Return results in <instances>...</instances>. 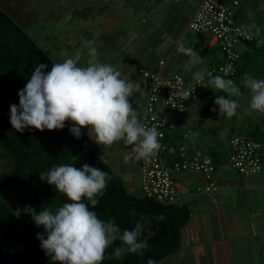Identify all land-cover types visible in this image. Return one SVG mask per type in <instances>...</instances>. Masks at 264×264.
<instances>
[{
    "label": "crops",
    "instance_id": "0c3cea01",
    "mask_svg": "<svg viewBox=\"0 0 264 264\" xmlns=\"http://www.w3.org/2000/svg\"><path fill=\"white\" fill-rule=\"evenodd\" d=\"M31 1L35 5L37 15L41 12L49 15L50 31L62 28L66 36L72 34L76 39L74 46H71L69 40L59 43L54 35L50 38L46 36L49 52H46V49L45 52L55 63L58 60L53 58L50 52L59 59L65 53L68 54L71 48L78 49L82 44L78 36L82 32L91 31L95 34L96 41L105 31L111 32L114 25L117 31L120 30L117 35L114 31L113 35L106 33L108 37H104L107 40L103 38L104 44L111 50L110 53L115 50V55L111 57L109 53V59V56L103 55L101 51L100 62L115 65L123 78L141 85L130 97L138 118L146 92L138 69L156 71L164 77L179 74L186 82L192 81L191 73L183 70L188 57L175 50L178 42L193 48L203 57V64L197 66L199 68L207 69L222 61L217 40L212 34L199 35L187 28V23L201 0H78V5L76 0H62L65 13L60 12V15L55 14L53 5H49L44 11L48 0L43 1L42 7H37L35 1L29 0ZM259 5H263V2H241L238 9L245 16L244 27L251 14L260 12ZM119 21L123 22L122 26L132 28L131 32L123 33L119 29L120 26H116ZM247 29L250 30L249 27ZM63 32L58 33L60 35ZM87 52L79 51V62L82 60L85 65L90 59ZM160 61L164 62L163 65H159ZM204 97L199 98L185 112L165 111L170 120L168 138L171 141L184 138L183 143L186 142L190 148L191 144L203 147V142L210 141L208 136L205 137L207 133L203 131L204 128L199 125L200 137H197L188 125V115L181 117V114H187L190 110L200 111L202 108H199L198 103ZM196 113L198 115V112ZM89 136H93L90 130ZM93 143L111 169L115 170V155H124L119 147H115L118 141L108 145V149L105 148L106 145H98L94 141ZM109 146L115 148L110 149ZM105 149L108 151L105 152ZM172 177L177 188L175 205L186 209L189 219L180 231L178 247L159 264H264V160L260 173L244 176L234 171L225 159L215 169L217 191L213 196L197 191L206 183L199 173L176 172L172 173ZM133 190L139 193L138 177Z\"/></svg>",
    "mask_w": 264,
    "mask_h": 264
},
{
    "label": "clouds",
    "instance_id": "9594fccd",
    "mask_svg": "<svg viewBox=\"0 0 264 264\" xmlns=\"http://www.w3.org/2000/svg\"><path fill=\"white\" fill-rule=\"evenodd\" d=\"M87 43L92 59L85 66L79 65L77 52L65 53V59L53 63L50 69L39 63L32 70L18 92V105H10L12 128L18 132L59 130L69 121V131L75 138L81 136L83 127L90 130L93 134L90 139L98 145H112L121 140L130 145L123 156L125 163L154 155L160 148L162 133L155 125L148 127L141 123L130 100L141 85L123 78L115 65L97 61L94 42ZM177 50L188 57L183 70L191 73L194 83L189 87L195 91L209 77L208 85L227 94L218 95L214 101L219 116L236 115L240 102L229 97L241 95L237 84L197 67L203 64V57L193 48L180 45ZM242 83L250 92L249 113L264 112V79L245 74ZM187 95L184 90L174 93L176 102L181 104ZM40 179L67 197L55 211L45 207L32 215L34 223L44 229L43 233H37L40 247L55 264H102L106 250L116 241L121 242L112 252L117 259L147 247V240L141 238L144 223L137 221L133 228L122 231L114 218L103 220L89 207L94 208L97 197L107 188L110 177L103 169L88 163L80 167L74 163L54 164L40 174Z\"/></svg>",
    "mask_w": 264,
    "mask_h": 264
},
{
    "label": "trees",
    "instance_id": "16d2710c",
    "mask_svg": "<svg viewBox=\"0 0 264 264\" xmlns=\"http://www.w3.org/2000/svg\"><path fill=\"white\" fill-rule=\"evenodd\" d=\"M249 1L255 4L263 2L264 5V0ZM239 10L236 11L235 22L243 26L245 16ZM248 27L256 32V35L251 41L241 46V56L236 64L235 73L224 78L232 79L240 88L241 95L250 96L249 90L242 83L245 74L264 79V17L259 16L256 24L248 23ZM0 31L23 33L15 20L2 8H0ZM36 59L37 65L45 63L49 69L55 63L45 50L37 45ZM33 69L32 53L24 41L17 38H0V100L3 102L0 105V150L3 156L13 162L16 167L13 177L0 181V235L18 264H55L40 247L37 233H43L44 229L34 223L32 215L45 207L55 211L67 201V197L46 181H42L40 174L54 164L74 163L76 167L84 163L89 164V156L79 140L70 133L71 122L69 121H66L65 127L59 130L25 129L24 132H18L12 128L9 122L10 105H18V92L27 83ZM199 94V98L227 96L226 93L213 89L211 85L201 89ZM229 98L235 99V97ZM214 113L217 114V112ZM260 119L261 124H254L250 118H247L246 128L236 126L232 127L230 132L232 135L237 134L244 138L264 141V113ZM81 137L93 153L94 166L103 169L111 176H116L105 158L100 159L102 154L90 139L89 129L82 127ZM209 138V142H203V147L191 144V149L207 154L216 169L228 157L231 138L227 137L224 141L216 136ZM174 141L184 142L185 140L181 138L180 141L176 139ZM8 192L15 195L22 206L23 211H19V215L16 214L18 210L14 204L8 200ZM124 192L128 196L141 197L168 216L174 238L159 253L147 258V264H159L178 247L179 234L189 219V212L175 204H162L139 194H131L125 187ZM97 200L98 203L94 208L91 205L89 207L97 213L99 218L103 220L114 218L122 231L133 228L137 221H141L144 223L141 238L147 240L146 248L138 253H129L120 259L115 258L112 252L114 248L121 245V242H114L106 250L102 264H142L144 254L155 250L169 238L170 233L165 220L143 205L123 200L117 185L112 180L109 179L106 190L97 197ZM0 264H8L1 254Z\"/></svg>",
    "mask_w": 264,
    "mask_h": 264
},
{
    "label": "built area",
    "instance_id": "2783aa9c",
    "mask_svg": "<svg viewBox=\"0 0 264 264\" xmlns=\"http://www.w3.org/2000/svg\"><path fill=\"white\" fill-rule=\"evenodd\" d=\"M243 1L247 0H201L187 23L190 31L199 35L209 33L217 40L222 61L207 68L213 76H232L241 56V46L254 37L247 28L235 22L236 11ZM180 45L183 43L176 44V51ZM163 63L160 61L159 65ZM138 75L146 88L139 119L148 127L155 125L162 133L159 137V150L148 158L137 160L138 188L141 196L162 204H175L177 188L172 173L176 172L201 174L206 183L197 191L213 196L217 191V184L212 159L207 154L192 150L183 142L171 141L168 138L170 120L165 114L166 110L175 113L187 111L199 100V91L210 86L207 84L209 77L206 76L205 81L193 91L189 85L194 82H186L179 74L164 77L156 71L140 68ZM176 90L188 93L182 104L176 102ZM226 160L238 174L256 175L263 168L264 141L232 136Z\"/></svg>",
    "mask_w": 264,
    "mask_h": 264
},
{
    "label": "rangeland",
    "instance_id": "374dc122",
    "mask_svg": "<svg viewBox=\"0 0 264 264\" xmlns=\"http://www.w3.org/2000/svg\"><path fill=\"white\" fill-rule=\"evenodd\" d=\"M37 7H42V5L44 4V0H34ZM47 1V0H46ZM80 1V0H79ZM78 0H76V4H80ZM63 1L62 0H48V2H46V7L44 8V11L48 8L49 5H53V8L55 10V14L60 15L62 12V14H64V9H63ZM258 6V5H257ZM0 8H2L5 12H7L11 18H13L15 20V22L19 25L20 29L22 30V32L28 36L37 46H39L40 48H43L44 50L46 49V52L48 50V42H47V37H53V35L56 37L57 41L59 43H63L65 41H70L71 42V46H74L75 44V38L72 37V34H69V36H66L65 33L63 32L62 28H56L54 29V31H50V23L48 22V18L49 15L47 13H40V15H37V10L35 8V5L33 4V2H29V0H0ZM259 13H253L250 16V19L246 21L245 27L246 25H248V23L251 24H256V21L259 19V16H261L262 18L264 17V5H259ZM64 12V13H63ZM125 23V21H124ZM121 24V25H120ZM50 25V26H49ZM123 22H118L116 24V26H120L119 29H121V31H123V33H129L131 32L132 28H128L126 26H122ZM244 26V25H243ZM114 28L111 30V32L109 30L105 31V34L101 35V37H98L96 41H94V33H91V31H88V33L82 32L78 37L80 39V41L82 42L81 45L78 46V49H70L68 55L70 54H74L79 52V51H88V41H93L94 42V46L97 48L98 47V51H97V56H96V60L100 62V56H101V51H103V55H108L109 59L111 57H113V55H115V50L110 53V49L108 47H106L107 45L104 44V37H108L106 35V33L112 34L113 35V31L115 32L114 34L117 35L120 30L117 31V29H115V25L113 26ZM248 28V27H246ZM60 29V30H58ZM63 32L59 35L58 32ZM251 31V29H250ZM254 36L256 35V32L251 31ZM53 33V34H51ZM190 34H193L192 32H190ZM112 37V36H111ZM60 38H64V39H60ZM105 39V38H104ZM107 40V39H105ZM65 48V46L63 47ZM74 50V51H73ZM77 51V52H76ZM49 52V50H48ZM52 57L57 59L58 62H62L63 59H65V55H62L61 57H59V59L57 58L58 56H55V54H53L52 52H50ZM88 53V52H87ZM109 53L112 55L110 57ZM63 54V53H62ZM89 54V53H88ZM90 57V56H89ZM92 58L90 57L89 62ZM79 65H85L84 61H80L78 62ZM216 98L214 97H204L201 101H199V108L201 107L202 110L200 111H196L194 110H190L187 112V114H181V117H184L185 115H188V119L190 120L188 122V125H190L193 129V131H195L194 135L195 136H199L200 137V133H199V125L204 128L203 131H205V133L208 134L209 137H214L216 136V138L222 139L223 141L227 139V137H232L234 135L237 134H231V128L232 127H236V126H241L246 128L247 123V118H250L252 120V123L254 124H261V119L260 116L264 113V112H252L251 114L248 111V105H249V100H250V96L247 95H241L239 97H235V99H238L240 102V107L237 109V113L236 115L232 116V117H226V116H218L219 114V110H218V106L215 105L214 101ZM215 109V111L213 110ZM214 112H217V114L215 115ZM198 118V119H197ZM197 119V120H196ZM176 119H174V123H175ZM207 129H210L209 131ZM212 130V131H211ZM206 138H208L207 136H205ZM204 137V138H205ZM186 143V142H185ZM121 146V148H120ZM108 145L105 146V148H107ZM110 147V146H109ZM115 147H119L118 149H121L123 151V153L125 154L129 148L131 147L130 145H126L122 140L118 141L117 146ZM115 147H110V149L115 148ZM108 149V148H107ZM105 149V152H107L108 150ZM110 155V154H109ZM108 155V156H109ZM123 154L122 155H115V170H113V172L115 173V175L122 181L124 187L126 188V190L131 193V194H140V192H135L133 190V188L136 187L137 184V177H138V173H137V160H133L130 161L128 163H125L124 159H123ZM8 200L9 202L13 203L15 208L18 211H23L22 206L20 205L19 201L17 200L15 195H12L10 192H8Z\"/></svg>",
    "mask_w": 264,
    "mask_h": 264
},
{
    "label": "water",
    "instance_id": "95a60500",
    "mask_svg": "<svg viewBox=\"0 0 264 264\" xmlns=\"http://www.w3.org/2000/svg\"><path fill=\"white\" fill-rule=\"evenodd\" d=\"M0 38H17L20 39L22 41H24L30 48L31 53H32V62H33V68H35L37 65V59H36V44L25 34L23 33H17V32H4V31H0ZM3 102L0 100V105H2ZM82 131V128H81ZM81 144V146L86 150V152L88 153L89 156V165L94 166V156L93 153L91 151V149L87 146V144L84 142V140L82 139V137L80 136L79 138H77ZM2 166H6L7 162H3L0 161ZM110 180H112L118 187L119 190V194L121 196V198L127 202H135L138 203L140 205L145 206L148 210L159 214L164 220L165 223L168 227L170 236L169 238L163 242L160 246H158L155 250L147 252L146 254L143 255L142 257V264H147V258L149 256H153L157 253H159L162 248L169 244L173 238H174V231L173 228L170 225L169 219L167 214L164 211H161L159 209L154 208L153 206H151L149 203H147L145 200H143L141 197L139 196H128L125 194L124 192V187L123 184L121 182V180L119 178H117L116 176H111L109 175ZM0 254L2 255V257L4 258V260L8 263V264H18L12 251L10 250V248L8 247V245L6 244V242L3 240V238L0 235Z\"/></svg>",
    "mask_w": 264,
    "mask_h": 264
},
{
    "label": "flooded vegetation",
    "instance_id": "af4514ba",
    "mask_svg": "<svg viewBox=\"0 0 264 264\" xmlns=\"http://www.w3.org/2000/svg\"><path fill=\"white\" fill-rule=\"evenodd\" d=\"M0 161L7 162L6 166H2L0 163V181L8 177H13L16 173V167L13 162H10L9 159L5 158L0 150Z\"/></svg>",
    "mask_w": 264,
    "mask_h": 264
}]
</instances>
